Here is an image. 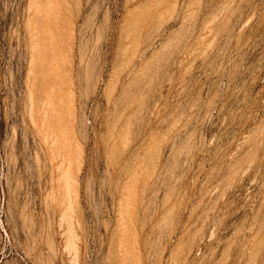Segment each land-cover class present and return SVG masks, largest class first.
Segmentation results:
<instances>
[{
  "label": "rangeland",
  "instance_id": "1",
  "mask_svg": "<svg viewBox=\"0 0 264 264\" xmlns=\"http://www.w3.org/2000/svg\"><path fill=\"white\" fill-rule=\"evenodd\" d=\"M0 264H264V0H0Z\"/></svg>",
  "mask_w": 264,
  "mask_h": 264
},
{
  "label": "built area",
  "instance_id": "2",
  "mask_svg": "<svg viewBox=\"0 0 264 264\" xmlns=\"http://www.w3.org/2000/svg\"><path fill=\"white\" fill-rule=\"evenodd\" d=\"M5 155L0 137V257H4L13 251L12 239L6 225L5 216V203H6V190H5Z\"/></svg>",
  "mask_w": 264,
  "mask_h": 264
}]
</instances>
